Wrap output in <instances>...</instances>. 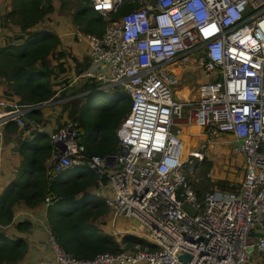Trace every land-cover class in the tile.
I'll use <instances>...</instances> for the list:
<instances>
[{"label":"built area","instance_id":"built-area-1","mask_svg":"<svg viewBox=\"0 0 264 264\" xmlns=\"http://www.w3.org/2000/svg\"><path fill=\"white\" fill-rule=\"evenodd\" d=\"M124 1L89 0L104 21ZM127 1L134 8L106 23L100 35L84 33L90 63L80 75L99 89L117 88L130 97V110L116 128L117 148L104 156L88 154L78 123L67 119L49 134L46 178L51 183L87 165L98 184H106L95 194L135 220L140 238L154 248L123 244L92 258L70 254L48 223L55 197L48 194L37 206L41 218L28 214L35 225L42 221L53 252L50 262L39 264H264V236L247 242L252 229L264 228V0ZM178 59L208 77L192 100H181L171 89L180 82L173 70ZM0 105L11 108L0 114V123L14 120L29 131L43 130L41 122L24 117L32 105ZM192 122L206 134L204 143L181 159V130ZM224 133L242 156V179L232 191L199 196L184 167L202 159L210 140ZM182 253L189 254L186 262Z\"/></svg>","mask_w":264,"mask_h":264},{"label":"trees","instance_id":"trees-1","mask_svg":"<svg viewBox=\"0 0 264 264\" xmlns=\"http://www.w3.org/2000/svg\"><path fill=\"white\" fill-rule=\"evenodd\" d=\"M83 1L84 5L74 14L73 19L80 25L82 31L100 35L104 30V19L92 9L89 0ZM13 2L14 7L3 16V20L17 22L22 33L14 36L13 39H23V41L0 48V77L5 79L7 90L11 88L21 100L39 104L48 100L53 94L49 86L53 68L50 67L47 57L50 54H62V52L55 51L60 41L54 32L40 30V27L38 30H33V28H37L43 22L44 16L53 7L50 0H13ZM133 8L134 5L125 0L112 16L116 18ZM16 13L19 14L17 19L15 18ZM86 14L91 16L87 17ZM37 62L39 66L36 65ZM96 84V82L86 81L80 90L82 92L91 90ZM90 103L94 107L93 102ZM130 106V99L119 101L118 107H115L119 111V121H115L114 126L117 123L119 125L126 116L125 111L129 112ZM70 113L69 119L75 122L82 121L78 126V131L84 140L88 154L100 155L104 153V148H99V145L104 147L115 145L113 132L111 130L104 132L105 128H103L102 122H97L98 115H87L86 117L83 109L79 116H73L75 110ZM84 122H88L85 127L90 129L89 133H85L81 129ZM6 125L12 127L11 130H16L18 124L9 120ZM30 131L34 134L38 133L35 130ZM98 131L103 134L100 139L101 134L96 136ZM91 135L95 138L88 141L87 137ZM34 147L29 150L30 153L26 156L27 167L24 173L13 180L0 195V264L20 259L27 250L25 240L22 238L12 239L8 234L7 227L13 218V205L24 200L27 205L35 206L48 194L55 195L47 211L48 223L55 239L67 252L80 258H92L101 252L121 250L115 237L110 233L102 232L96 223V220L106 212L104 202L93 195H81L86 192L87 187L97 184L96 173L92 169L83 167L82 174H75L80 168L76 166L72 167V170L70 169L71 174H68L66 178L58 177L49 183L43 159L49 158L52 146L43 148L41 153H37V148ZM113 149L115 147L110 151L116 150ZM227 184H229L227 180L217 181V186L220 189L229 188ZM197 194L199 195V192ZM29 226V222L25 221L19 223L16 228L27 229ZM121 239L127 243L128 249H133L136 244L140 247L154 248V245L135 235H123Z\"/></svg>","mask_w":264,"mask_h":264},{"label":"crops","instance_id":"crops-1","mask_svg":"<svg viewBox=\"0 0 264 264\" xmlns=\"http://www.w3.org/2000/svg\"><path fill=\"white\" fill-rule=\"evenodd\" d=\"M50 2L53 9L44 16L43 22L40 23L38 27H40V30L45 29L54 32L60 41L55 51L62 52V54H50L47 57L50 67L53 68L49 85L53 92L52 96L48 100H45L39 104L23 101L19 95L14 93L11 88L7 90L5 79L0 77V100L16 102L22 106L32 105L31 108L25 111L24 117L28 122L31 123L41 122L43 127L42 131H37L38 133L34 134L27 128H21L18 125L16 130H11L12 127H7L6 125L9 121L0 123V195L7 189L8 185L13 180L19 178L24 173L25 168L27 167L26 156L30 153L29 150L31 148L35 146L34 148H37V153H41L43 148L52 146V143L49 139V134L57 130L60 126H62L65 120L70 118V111L73 112L75 110V114L73 116H79L82 109L84 110L86 117L87 115H98L97 122H102V126L105 128L104 132L111 130L113 132V136H115V145L113 146L104 147L98 144L99 148H104V153L100 155L102 156L111 153L112 151L110 150L113 147H115V149L117 147L116 128L118 123L114 126V122L119 121V111L115 107H118L119 101H126L130 99L126 93L117 88L97 89L92 94L84 93L89 90L84 92L80 90L84 82L91 80L90 78L86 77V80L83 82L81 79L83 77H80V75L89 67L90 63L89 44L84 36V33L86 32L82 31L80 25L74 21L72 9H66V7H64L65 0H50ZM13 7V0H0V48L8 46L9 44H18L23 41V39H13L14 36L22 33L17 22L14 23L10 20H3V16ZM18 16L19 14L16 13L15 18L17 19ZM34 29H36V27H34L33 30ZM36 65L39 66V63L37 62ZM188 65L190 64L182 65V67L180 66L175 70V72L180 74L183 67L185 68ZM91 81L94 82L93 80ZM96 87L97 84L91 90L95 89ZM175 94L177 97H179L178 91L175 90ZM102 95L106 96V100H108V102L103 105H96L94 102L95 97L100 99ZM87 96L94 97L92 100L94 107L91 105V100L87 98ZM10 110L11 108L9 106L4 107L0 105V114L4 111ZM127 113L128 110L125 111V115ZM81 122V120L77 121L78 126ZM86 124H88V122H84V124L81 126V129L83 132L89 133L90 129L85 127ZM188 129L189 126L183 129L184 138L187 140V144L190 141V144L192 145L194 141L189 135H192L193 138L201 136V129H196L197 132L195 133L188 132ZM101 133V131H98L96 136L100 135ZM102 135L103 134L99 136V139ZM93 138H95L93 135L87 137L88 141H92ZM211 141L212 143L215 142V144L218 143V149L226 150V154L228 156H237L238 161L240 163L242 161L243 164L242 158L231 151L233 139L230 134H221L218 137L210 140V142ZM202 143H204V140ZM47 158L43 159L45 165L47 164ZM77 167L80 168L75 172V174H82L84 172V169H82L83 167L88 168V166L85 164ZM19 169L20 172H18V174L20 176L16 177L15 172ZM70 169L72 170V168ZM70 169L65 171L60 176V179L66 178L68 174H71L69 172L71 171ZM96 179L97 184H92L87 187L86 192H83L81 195H93L95 198L104 202L102 196L96 195L95 191L98 190L101 185L106 184H98V175ZM102 180L105 181L106 176H102ZM227 181H229V184H227L229 188L215 189L232 191L238 186V184H233V182L230 180ZM107 182L108 180L104 183ZM104 204L106 206V212L98 219L99 228L102 232L105 233L106 228L108 231L111 230L108 232L110 234L121 233L122 236L131 234L139 238L141 237L140 227L138 223H134L136 222L135 220L127 219L118 215L113 210H111L105 202ZM38 205L39 204L35 206L27 205L24 200H21L13 205V218L7 227V230L9 231L8 234L12 239L22 238L25 240L27 243V250L20 259L4 264H39V262L48 263L52 260L53 252L47 244L48 231L42 226V221L39 225H35L32 221H29L28 218L29 213L41 218V208L37 207ZM25 221L29 222L30 224L27 229L19 230L16 228L19 223ZM115 239L119 243V248H121L124 244L125 246L123 249H128L126 246L127 243L123 242L122 239L119 240L118 237H115Z\"/></svg>","mask_w":264,"mask_h":264},{"label":"rangeland","instance_id":"rangeland-1","mask_svg":"<svg viewBox=\"0 0 264 264\" xmlns=\"http://www.w3.org/2000/svg\"><path fill=\"white\" fill-rule=\"evenodd\" d=\"M84 5L82 0H65L64 7L66 9L70 8L72 9V14L74 15L79 8ZM87 17H90V14H86ZM115 18H112L111 21H104V24L108 22L115 21ZM39 27H37L35 30H38ZM200 54V53H199ZM197 53L190 54V56L197 57ZM181 65H183V61L181 59H178L176 64H174V71L179 68ZM180 82L176 85H172L171 89L178 91V95L181 98V100H192L196 98L197 89L200 83L203 81L208 80V77L206 74L201 72L199 69H195L192 67V65H188L187 67H183L180 73ZM84 82L86 78H81ZM209 80H213L212 77L209 78ZM91 81V80H90ZM99 89V86H97L93 90H89L87 92H84L86 94H92L95 90ZM116 89V88H113ZM180 92V93H179ZM187 94V95H186ZM92 102L94 97L87 96ZM94 102L96 105H103L108 102L106 100V96L102 95L100 99L96 98L94 99ZM181 126H176L175 128H180ZM185 129V127H183ZM187 129V128H186ZM182 131V130H181ZM192 131L195 133L197 132L196 129H188V132ZM186 135V133H185ZM205 133H202L201 136L192 137V135H189L190 138L194 141L193 144H190V141L188 142V150L193 151L194 149H197L199 145L203 142V137L205 136ZM218 143L215 144L212 143V141L208 144L205 150L202 151L203 158L196 160L193 159V164H188L184 167V172L187 175V179L189 183H191L193 189L196 192H199V196H203L206 192L219 188L217 186L218 180H230L233 182V184H239L242 175H243V164L238 161L237 156L230 155L228 156L226 154V150H220L218 149ZM233 152V150L231 149ZM234 154L240 156L241 155L233 152ZM187 155V154H186ZM186 157V156H185ZM189 158V157H188ZM241 160V159H240ZM17 172V173H16ZM15 172L16 177H19L20 175L18 172H20V169ZM184 209L188 212H191V210L188 208L187 205L184 206ZM96 223L99 225L98 220H96ZM104 230V229H103ZM111 231V230H110ZM105 228V233L110 232ZM112 233V232H111ZM115 237H118L119 240L122 238L121 233H112ZM254 241L253 238H248L247 242L252 243ZM249 254L252 252V248H248L247 251Z\"/></svg>","mask_w":264,"mask_h":264},{"label":"bare ground","instance_id":"bare-ground-1","mask_svg":"<svg viewBox=\"0 0 264 264\" xmlns=\"http://www.w3.org/2000/svg\"><path fill=\"white\" fill-rule=\"evenodd\" d=\"M180 93V92H179ZM187 95V94H186ZM197 125V126H196ZM188 127V126H187ZM200 129L198 124H196L195 122H192L190 125H189V129ZM192 133H194L192 131ZM180 138L182 139V149H181V159H184L186 154H188V152L190 150H188V147L189 145L187 144V140H185L184 138V130L182 129L181 131V134H180Z\"/></svg>","mask_w":264,"mask_h":264},{"label":"water","instance_id":"water-1","mask_svg":"<svg viewBox=\"0 0 264 264\" xmlns=\"http://www.w3.org/2000/svg\"><path fill=\"white\" fill-rule=\"evenodd\" d=\"M63 148V147H62ZM137 224V222H134ZM250 238L251 237H263L264 236V228L263 229H252L249 234ZM181 259H183L184 262H186L190 257L188 253H182L179 256Z\"/></svg>","mask_w":264,"mask_h":264},{"label":"clouds","instance_id":"clouds-1","mask_svg":"<svg viewBox=\"0 0 264 264\" xmlns=\"http://www.w3.org/2000/svg\"><path fill=\"white\" fill-rule=\"evenodd\" d=\"M131 100V99H130Z\"/></svg>","mask_w":264,"mask_h":264}]
</instances>
